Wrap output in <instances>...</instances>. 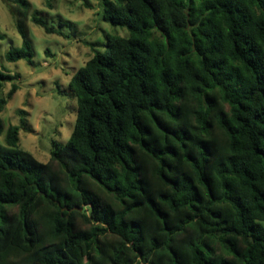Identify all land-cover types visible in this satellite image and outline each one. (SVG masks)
<instances>
[{
  "label": "trees",
  "instance_id": "trees-1",
  "mask_svg": "<svg viewBox=\"0 0 264 264\" xmlns=\"http://www.w3.org/2000/svg\"><path fill=\"white\" fill-rule=\"evenodd\" d=\"M102 1L126 36L69 79L65 145L37 161L22 117L0 143V264H264V0ZM17 3L4 60L32 66Z\"/></svg>",
  "mask_w": 264,
  "mask_h": 264
},
{
  "label": "rangeland",
  "instance_id": "rangeland-1",
  "mask_svg": "<svg viewBox=\"0 0 264 264\" xmlns=\"http://www.w3.org/2000/svg\"><path fill=\"white\" fill-rule=\"evenodd\" d=\"M31 6L26 12L29 41L34 52L33 65L23 60L7 63L4 54L11 47H20L12 13L22 12L17 0H0V68L16 77L18 90L0 113L3 134L8 126L25 127L19 131V148L29 152L37 161H50L52 142L63 146L67 142L76 118V100L69 92L68 81L94 52H103L106 36H126V30L112 27L102 20V0H27ZM49 26L63 36L48 35L30 21L34 11ZM11 87L6 83L0 92L5 97ZM24 111L25 115L19 112ZM264 227V221L262 222Z\"/></svg>",
  "mask_w": 264,
  "mask_h": 264
}]
</instances>
